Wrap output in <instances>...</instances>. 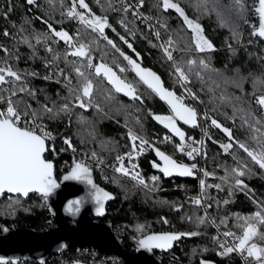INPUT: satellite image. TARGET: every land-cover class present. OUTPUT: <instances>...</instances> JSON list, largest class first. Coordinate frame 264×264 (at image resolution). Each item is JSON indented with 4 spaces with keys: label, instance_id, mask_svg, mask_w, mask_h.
<instances>
[{
    "label": "trees",
    "instance_id": "1",
    "mask_svg": "<svg viewBox=\"0 0 264 264\" xmlns=\"http://www.w3.org/2000/svg\"><path fill=\"white\" fill-rule=\"evenodd\" d=\"M85 2L92 13L107 17L111 27L105 29L104 35L115 43L116 48L87 29L78 19L67 16L72 0H35L34 4H29L27 0H0V66L6 62L19 72L22 79L15 86H24L35 93L34 97L27 93H18L13 97V100L23 101L21 110L24 104L38 110L44 104L59 107L69 102L71 97L65 76L71 78L72 85H76L79 79L70 62L79 65L82 59L67 55L72 48L52 33L49 24L56 31L67 32L77 46L81 42L91 44L95 40L91 51L92 62H103L112 67L117 75L135 87L136 94L141 97V100H135L123 92H116L106 79L93 75L98 87L94 90L90 109L83 112L80 107L70 104L67 113L61 112L53 119L43 117L41 123L54 137L49 140L45 159L54 164L55 178L59 180L76 161H83L91 168L95 182L115 197L102 221L112 224L113 231L122 239L123 248L128 252H134L139 239L151 233H198L182 235L167 254L156 253L161 263L202 264L204 261L207 264H240L236 257L222 259L216 256L212 223L214 221L213 224L220 230L240 233L237 215L251 216L264 205V170L235 143L226 153L221 145L229 143V138L222 128L213 126L211 120L215 119L223 127L231 129L235 140L245 143L250 150L259 149L257 139L264 143V135H261L264 133V114L256 103V97L264 95V46L253 38V26L248 24H255L252 13L255 0H242L243 11L238 9L234 0H207L206 4L204 0H172L184 9L190 19L202 25L203 35L214 46V50L205 52L195 50L191 44L192 33L183 18L174 9L164 10L161 0H144L143 7L138 9L143 17L151 19L155 15L161 46L171 38L180 49L185 45L192 48L191 51H173L175 61L196 59L207 64V68L197 69L199 76L189 74V82L185 83L188 90L195 93L200 124L196 128H188L177 122L185 133V140L190 135L200 137V129L204 135V169L209 173L203 178L206 187L201 191L204 207L185 203L187 196L198 194L197 180H166L158 175L159 179L152 181L151 178L157 174L153 166L156 160L152 147L146 146L145 151L131 162L124 160L125 166L138 165L136 171L145 184H139L131 176L116 173L115 168L119 165L116 157L126 156L131 151L129 129L178 162L185 161L178 150L183 142L154 118L156 115H171L170 111L134 76L131 66L120 53L156 73L166 89L179 93L180 88L160 53L152 31L147 30L132 11L123 12V2L111 0L112 7H109V0ZM137 2L127 0L133 5ZM121 36L132 45L131 48L120 39ZM120 68L125 71L120 72ZM60 70L64 75L60 74ZM4 87L12 88L13 85ZM4 107L5 104L0 103V109ZM235 109L243 111L235 112ZM242 116L249 123L246 124ZM253 116L261 121L259 125L255 124ZM255 128L260 131L256 132ZM165 137L169 139L165 141ZM65 138L71 140L75 151L64 143ZM53 148L55 151H52ZM93 151L102 163L92 159ZM238 161L250 170L240 178L247 185L243 190L233 186L232 178L227 181L222 179L226 176L225 169L237 167ZM101 173L104 180L99 176ZM198 218H205V222L199 223ZM222 220H226V226L221 224ZM52 227L53 218L42 197L0 196V232L19 228L42 232ZM258 231L264 234V225H259ZM254 242L264 247V240L259 237ZM95 254L86 250L68 251L50 257L44 264H73L75 261L105 264ZM118 264L122 263L119 261Z\"/></svg>",
    "mask_w": 264,
    "mask_h": 264
},
{
    "label": "snow or ice",
    "instance_id": "2",
    "mask_svg": "<svg viewBox=\"0 0 264 264\" xmlns=\"http://www.w3.org/2000/svg\"><path fill=\"white\" fill-rule=\"evenodd\" d=\"M29 4H34L35 0H27ZM100 0H97L99 3ZM235 4L238 6L240 11H243L242 0H234ZM164 10L174 9L180 17L183 18L184 24L191 31V44L198 52H205L206 50H214V46L211 42L203 35V27L197 21L190 19L185 13L184 9L180 7L178 3L172 2V0H161ZM207 3V0H204ZM122 11L127 13L132 11L133 16L137 18H142L145 21L149 20L150 17H143L138 11L144 5V0H138L137 4L134 6L127 3V0H123ZM109 7H112L111 0H109ZM84 9L85 12L78 11L77 9ZM214 10V9H213ZM255 11L258 14L259 20L256 25H253L252 35L258 36L264 39V0H258V6ZM219 15V13H218ZM67 16L70 18H76L80 23L86 26L87 29H91L92 32L97 33L99 36L107 40V43L113 48H116L115 43L108 39L104 33L106 28H110L111 25L108 23L107 17L97 16L91 12L89 5L85 0H72L71 7L67 11ZM47 23V22H46ZM121 23H124L121 21ZM52 33L59 37L61 40L65 41L70 48H74V51L69 53L72 56L82 58V63L79 65L72 61L73 70L79 77L76 85L71 84V78L65 76L68 81L70 100L57 107L53 104L49 107L47 104L41 105L40 108L32 109L31 105L24 104L21 110L22 100H13V97L17 93H27L29 96L35 95L34 92L27 89L24 86H15L16 82L21 81L22 76L19 72L13 70L11 66L7 65L6 62L4 66H0V103H4L5 107L0 109V195L7 193L20 194L27 197L30 192H37L43 194L44 198H47L52 192L59 187V184L54 176V165L50 160L45 159V153L49 150L48 141L54 139L52 134L46 130V127L41 123L43 117L48 116L49 119L55 118L59 113H67L70 111V104L72 106H78L81 108H86L92 102L94 90L98 87V82L94 81L92 78L103 77L107 80L109 84L113 86L116 92H123L125 95L132 97L135 100H141V97L136 94L135 87L122 79L117 72L113 70L112 67L108 66L106 63L94 64L91 51L93 46H95V40L91 44L79 43L78 46L72 43L73 37L70 36L65 31H56L52 26L48 25ZM127 28V25H125ZM151 27V25H149ZM166 27V25H165ZM114 31V29H113ZM8 33H5L7 35ZM133 35L135 33H132ZM160 33L157 32L156 36L159 37ZM39 39V38H38ZM120 39L128 44V47L132 45L121 36ZM177 42L173 39H168L165 41V45H162L164 53L168 60L173 61L175 66V73L177 74V81L182 83L189 82V74L194 73L199 76L200 73L197 71L198 68H207V64L203 60L197 61L196 59H188L186 61L177 62L173 57V51H191L192 48L189 45H185V48L180 49L176 47ZM52 51L51 48L48 49ZM119 51V49H116ZM134 50V49H133ZM5 51H7L5 49ZM121 56L132 66V69L136 72L140 81L143 82L149 89L160 96L161 99L165 100L171 108L173 115L161 116L156 115L154 118L161 124H164L166 128L171 129L175 136L179 137L181 142L185 141V133L177 126V119L183 121L184 124H189L192 126L197 125V112L188 107L183 103L181 97H177L174 91L168 90L163 87L160 77L152 72L151 70L144 69L141 67L136 60L129 56L124 55L122 52ZM139 55V54H137ZM83 69V70H82ZM91 70V71H88ZM120 72H124V68L119 69ZM60 74L64 75L63 70H60ZM33 75H35L33 73ZM9 78H12L11 80ZM49 79V77H45ZM12 84V88H6L5 85ZM255 86V85H254ZM188 91L190 97L196 98L195 93ZM3 93H8V95H3ZM255 95V93H254ZM256 103L264 109V95L256 97ZM242 109H235V112H242ZM248 115H251L250 113ZM29 117L28 119H23ZM207 119V114L205 115ZM23 119V126H21V121ZM242 120L247 124L249 123L245 116L241 117ZM252 119L255 121L256 125L261 123L254 116ZM211 124L217 128H222L223 132L227 134L229 138V143L222 144L221 147L227 153L229 149L233 147V143L251 158L261 169H264V143L257 139L259 145L258 150H250L249 147L240 141H236L232 135V130L223 127L217 120L212 119ZM254 127V125H249ZM256 132H259V128H255ZM128 135L131 144V151H129L126 156H117L116 160L119 162V166L115 168V171L126 176H131L133 180H136L139 184H145V180L141 177L140 173L136 171L138 165L132 164L131 168L125 167L124 160L127 158L130 162L141 154L145 147H153L149 142L139 137L131 129H129ZM264 135V133H261ZM256 139V137H253ZM165 141L169 138L165 137ZM139 141V144H137ZM64 143L68 147L75 151L72 146L71 140L65 138ZM195 143V142H194ZM203 143L202 141L200 142ZM179 151L185 152V147L183 144L179 145ZM156 155L163 161V166L160 164L153 163V166L158 168L165 176H172L174 173L180 176H193L194 169L196 165L193 164L191 167L185 164H179L176 160L172 159L170 156L165 155L164 152L160 151L158 148L154 149ZM52 151H55L53 148ZM200 154V149L197 147H191L190 150L186 152L189 157H193V154ZM92 159L96 160L97 163H102V161L97 157L96 152L91 153ZM250 170L247 165L239 162L237 167L231 170L225 169L226 176L223 177L225 181L232 178L233 186L241 188H247L244 181L240 179L245 176ZM91 168L83 161H76L71 167L68 174L63 176L64 181H78L85 183L89 187V195L91 196L93 202L96 204V212L98 215L104 214V204L107 200L113 199L110 193L102 188H99L94 180L92 179ZM205 176H208V172H204ZM152 181H157L159 178L153 176ZM202 190L206 187L205 181H200ZM215 187L219 188L220 185ZM83 203L81 199H75L67 204V211L73 215L80 211V206ZM196 205L201 204L199 198L194 199ZM227 203V201H225ZM211 207V205H209ZM206 218V217H205ZM205 218H198L199 223H204ZM237 227L240 229V234L238 235L231 230L225 231L222 235L225 238L231 237L232 245L229 246L227 240L220 242V237H214V239L220 243V248L223 250L220 254H230L234 251L240 254L247 253V257H252L257 264H264V247L259 246L254 242L255 238L264 240V234L259 233L258 226L264 225V205L260 206V209L251 216L241 217L237 215ZM191 220L192 217H187ZM242 221V223H240ZM167 223V221H164ZM213 223H215L213 221ZM221 224L226 226V220H222ZM182 235H198V233H160V234H150L145 235L143 238L139 239L138 244L140 248L147 249L151 251L153 248L156 249H168L172 247L174 241L181 238ZM0 264H8V262L0 258ZM202 264H207V262L202 261Z\"/></svg>",
    "mask_w": 264,
    "mask_h": 264
},
{
    "label": "water",
    "instance_id": "3",
    "mask_svg": "<svg viewBox=\"0 0 264 264\" xmlns=\"http://www.w3.org/2000/svg\"><path fill=\"white\" fill-rule=\"evenodd\" d=\"M257 6H258V0H255L253 11L255 14L256 24L258 23L259 20L258 14L255 11ZM252 36L254 39L260 41L264 46V39L258 36H254V35ZM72 51H74V48L68 51L67 55L74 58H79L70 55L69 53H71ZM141 67L143 66L141 65ZM131 70L134 76L140 81L136 72L132 69V66H131ZM141 83L147 89H149L147 85H145L143 82ZM162 85L165 88L163 82ZM149 90L153 92L151 89ZM154 94L156 95L158 100L168 108L171 115H173L168 103L165 100L161 99L160 96L157 95L156 93ZM261 112L264 114V109H261ZM177 122L188 128L197 127L189 124H184L183 121H180L178 119ZM198 124H199V120L197 117V125ZM156 148L158 147L155 146L152 147L151 149L152 154L155 157L156 163L163 166V161L160 160V158L156 155V152L154 150ZM159 150L162 151L161 149ZM165 155L168 154L165 153ZM170 157L174 159L172 156ZM177 163L185 164L184 162H178V161ZM70 169L65 174H63L59 180L56 179L59 184V187L55 189L52 192V194H50L47 198H44L43 194L37 192H30L27 197H24L20 194L7 193V192L2 194V195H9L12 197L20 196L24 199L28 198L31 195H38L42 197L49 209L50 215L53 218L54 227L42 232H38L28 228L4 229L2 232H0V258L6 260L8 264H19L22 262H33L36 264H44L50 257L59 256L64 252L74 251V250H92L95 253L106 258L115 257L118 260H120L122 264H162L156 253L159 254L169 253L170 251L173 250L174 245L181 238L177 241H174L172 247L168 249L153 248L151 251H149L147 249L140 248L138 244L134 252L126 251L123 248L122 239L118 237L113 231L112 224L109 222L102 221L107 215L108 205L115 200L114 195L108 192L107 190H105L104 188H102L101 186H99L95 182L93 173H91L92 179L94 180L95 184L99 188H102L108 193H110L111 196L113 197V199L107 200L105 202L104 214L98 215L96 212V204L93 202L91 196L89 195L90 190L88 185L78 181H64L62 179L64 175L69 173ZM155 172L161 175L166 180H175V179L196 180L197 179V175L195 173L193 176H180L175 173L172 176H165L156 167H155ZM75 199H81L83 203L80 206V211L75 215H73L67 211V204ZM151 234H160V233H151ZM73 264H86V263L81 261H75Z\"/></svg>",
    "mask_w": 264,
    "mask_h": 264
},
{
    "label": "built area",
    "instance_id": "4",
    "mask_svg": "<svg viewBox=\"0 0 264 264\" xmlns=\"http://www.w3.org/2000/svg\"><path fill=\"white\" fill-rule=\"evenodd\" d=\"M120 2H123V0H120ZM133 5V4H132ZM135 6V5H134ZM252 13L254 15V18H255V14H254V11L252 10ZM142 20V24L143 26L147 29V30H150L152 31L154 37H155V40L157 42V45H158V48L160 50V53L162 55V57L164 58V60L166 61L167 65L170 67L172 73L174 74L175 78L177 79V74L175 73V67L173 66V61L171 60H168L167 59V56L166 54L164 53L163 51V48L161 47L160 45V42H159V39L158 37L156 36V33H157V29H156V18H155V15L153 14L152 18L145 21L144 19L140 18ZM248 23V22H247ZM250 25H256V22L255 24H252V23H248ZM149 25H151V27H149ZM178 82V81H177ZM178 85H179V88H180V92L179 93H176L175 91V94L177 97H181L182 100H183V103L185 105H188L189 107L193 108L196 110L197 114H198V120H199V124H200V115H199V112H198V109H197V105H196V102H195V99L193 97H190L188 95V91H186V85L184 83V86H182V83L181 82H178ZM188 89V88H187ZM21 126H23V120L21 121ZM201 134H203L202 132H200ZM202 141V136L201 138L200 137H196L194 135H190L186 138V140L181 143L183 144V146L185 147V152H181L183 155H184V163L189 165V166H192L193 164L196 165V168L194 169V173L197 175V182H198V185H200V181L202 179V176L204 175V172H205V169H204V149H203V143L201 144L200 142ZM195 142V143H194ZM203 142V141H202ZM49 143V141L47 142ZM180 144V145H181ZM191 147H197L200 149V154H193V157H189L186 152L188 150H190ZM178 150H179V147H178ZM70 169V168H69ZM68 169V170H69ZM264 170V169H263ZM159 174H157L158 176ZM199 188V186H198ZM196 198H199L201 200V204L200 205H196L194 203V199ZM185 203L188 204V205H191V206H199V207H204V204H203V197H202V193L199 189L198 191V194L195 195V196H187L185 198ZM213 228L215 230V235L214 237H217L219 236L220 237V242H224L225 240H227V243L229 246L232 245V239L231 237H228V238H225L222 233L225 232L223 230H220L219 228H217L215 225H213ZM232 232H235L237 233L238 235L240 233L236 232V231H233L231 230ZM216 241V240H215ZM216 256L218 258H227V257H236L239 261L240 264H257V262L254 261V259L252 257H247V253L245 252L244 254H240L239 252H232L230 254H225V255H221L220 253L223 251L221 248H220V243L216 241ZM77 251H80V250H77ZM86 251H90L91 253H95L94 251L92 250H86ZM96 257L100 256V261L101 262H104L105 264H118V262L120 260H118L117 258L115 257H103L99 254H95Z\"/></svg>",
    "mask_w": 264,
    "mask_h": 264
},
{
    "label": "rangeland",
    "instance_id": "5",
    "mask_svg": "<svg viewBox=\"0 0 264 264\" xmlns=\"http://www.w3.org/2000/svg\"><path fill=\"white\" fill-rule=\"evenodd\" d=\"M83 70V69H82ZM108 83V82H107ZM109 84V83H108ZM110 86L113 88V86L110 84ZM28 89V88H27ZM114 89V88H113ZM115 90V89H114ZM18 94V93H17ZM92 104V103H91ZM91 104H89L86 108H81L82 109V111L83 112H85L86 110H88V109H90V107H91ZM29 117H25V118H23V119H28ZM22 119V120H23ZM171 130V129H170ZM172 132V131H171ZM200 132H202V130L200 129ZM173 133V132H172ZM174 134V133H173ZM201 136H202V141H203V145H204V135L203 134H201L200 133V138H201ZM145 151V150H144ZM143 151V152H144ZM126 160L127 161H129L127 158H126ZM131 165L132 164H128L127 166H125V167H128V168H131ZM119 165H117V167H118ZM99 167H100V165H99ZM69 168H71V167H69ZM118 175H120V176H126V175H123V174H121V173H118V172H116ZM99 176L102 178V180H104L103 178H104V176H103V173H101V174H99ZM156 177H158L157 176V174L155 175ZM204 176L205 175H203L202 176V179L201 180H203V178H204ZM199 186V189H200V191H202V188H201V184L200 185H198ZM11 199V198H10ZM214 224L212 223V226H213ZM99 264H102V263H99Z\"/></svg>",
    "mask_w": 264,
    "mask_h": 264
},
{
    "label": "flooded vegetation",
    "instance_id": "6",
    "mask_svg": "<svg viewBox=\"0 0 264 264\" xmlns=\"http://www.w3.org/2000/svg\"><path fill=\"white\" fill-rule=\"evenodd\" d=\"M70 50H72V49H70ZM70 50H69V51H70Z\"/></svg>",
    "mask_w": 264,
    "mask_h": 264
}]
</instances>
